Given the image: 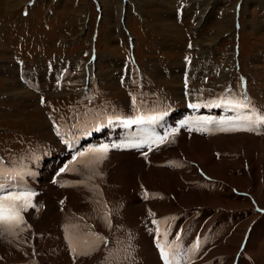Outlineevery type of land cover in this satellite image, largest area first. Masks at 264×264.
<instances>
[{
    "label": "rangeland",
    "instance_id": "1",
    "mask_svg": "<svg viewBox=\"0 0 264 264\" xmlns=\"http://www.w3.org/2000/svg\"><path fill=\"white\" fill-rule=\"evenodd\" d=\"M121 56L131 71L119 73ZM210 63L219 67L215 75H209ZM87 73L95 88L103 86L121 101L110 104L115 117L157 115L152 121L162 125L153 136L177 126L173 142L151 146L145 157L132 145L149 127H139L141 136L129 138L128 147L119 141L128 138L114 137L117 121L107 131L95 126L100 120L88 115V101L81 99ZM148 76L147 86L138 85ZM161 85L169 96L152 90ZM137 86L149 102L144 109L137 105ZM242 93L256 115H264V0H0V170L31 174L42 190L20 188L36 193V207L22 213L23 231L0 237V264H164L150 242L157 228L167 235H157L156 243L177 245L174 264H264V124L220 130L245 123L248 110L227 104ZM188 99L204 103L217 123L207 126L204 115L195 114L197 128L192 121L180 128ZM164 100L173 104L161 114ZM54 123L65 130L94 125L95 132L79 133L75 142L66 131L68 152L81 147L57 155L55 147L67 141L63 137L52 148L59 140ZM103 145L106 157L86 167L89 157L79 154ZM2 179L0 194L16 190L12 179ZM45 208L48 213L38 217ZM150 216L156 223H149ZM47 238L57 245L54 251ZM93 243L91 255L103 253L97 261L72 251ZM24 247L28 255L19 259Z\"/></svg>",
    "mask_w": 264,
    "mask_h": 264
},
{
    "label": "snow or ice",
    "instance_id": "2",
    "mask_svg": "<svg viewBox=\"0 0 264 264\" xmlns=\"http://www.w3.org/2000/svg\"><path fill=\"white\" fill-rule=\"evenodd\" d=\"M189 47H191V44H189ZM41 103L43 104L44 101L41 99ZM228 106L231 109L236 110H248L250 114H246L242 117L243 121L245 122L243 125L239 124H232L229 128H223L221 127V131H248L252 130L256 125L258 124H264V115H256L254 107L251 105L250 99L247 97L246 94H241L239 98H234L232 100L227 101ZM190 108H197L199 105L196 104H190ZM151 119H159V117H154ZM111 123V121H109ZM122 123L131 125V124H140L143 123V120L141 118H137L135 120H125L122 121ZM186 121H182L180 123V128L185 127ZM203 124H216L217 122L212 121L211 119L202 121ZM223 123V122H220ZM179 129L173 128L170 132L166 133L163 136H156L155 138L151 139L148 147L149 151L152 150L151 145H156L157 147L171 143L173 142L171 137L175 135V133ZM190 131L192 129H189ZM202 130V129H201ZM57 134L59 135V131L57 130ZM145 143H139V144H133L132 147L136 148H142L145 147ZM119 147V146H114ZM108 152V146L103 145L99 148H92L88 150V153H80L79 155L81 157L88 156L89 159L85 162L86 167H90L91 163L93 162H99L103 160L106 157V154ZM145 157L147 156V153H144ZM74 160L77 158L74 157ZM67 167L60 169V172L67 171ZM16 175H19L17 173ZM59 175V173H58ZM7 177L8 179H12L13 176L11 174H8L4 172L3 170H0V179ZM56 181L54 180L53 183ZM63 186V185H62ZM4 189L2 186H0V192H3ZM36 196L35 192L32 191H8L6 194H0V237H3L7 234H16L18 231H23L25 220L22 213L27 212L30 208H35L36 205L32 203L33 198ZM145 198H147V194L145 195ZM63 203V201H61ZM149 215H154V213H149ZM153 223H156V221H153ZM157 235L160 237H165L167 235V232H161L159 228L156 229ZM97 239L102 240L101 237H97ZM180 239V234L177 233L176 240L178 241ZM177 245L175 242H173L172 245H168L166 243H157V248L159 250L160 258L164 262V264H174L173 256L175 254V248ZM200 248V241L199 239L193 243L191 246V249L189 250L192 255H195L196 252ZM96 250V245L90 244L85 251H78L76 247H72V251L77 255H91L93 251Z\"/></svg>",
    "mask_w": 264,
    "mask_h": 264
},
{
    "label": "bare ground",
    "instance_id": "3",
    "mask_svg": "<svg viewBox=\"0 0 264 264\" xmlns=\"http://www.w3.org/2000/svg\"><path fill=\"white\" fill-rule=\"evenodd\" d=\"M25 1V0H24ZM168 15H170V14H168ZM168 18V17H167ZM166 18V19H167ZM227 18V17H226ZM163 20H165V19H163ZM170 21V20H169ZM165 25V24H164ZM172 25V24H171ZM176 25V24H175ZM171 29V28H170ZM178 30V29H177ZM172 31V30H171ZM180 31H181V29H180ZM171 33V32H170ZM177 33V32H176ZM139 127H141V128H144V129H146L145 127H149V126H147V124L145 123V124H138L137 125V130H138V128ZM120 134V133H119ZM207 150V149H206ZM15 182L18 184V186L19 185H22V184H25V185H29L30 183L29 182H25L23 179H17V180H15Z\"/></svg>",
    "mask_w": 264,
    "mask_h": 264
}]
</instances>
